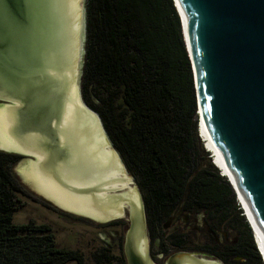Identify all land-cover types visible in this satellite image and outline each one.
I'll return each mask as SVG.
<instances>
[{"label": "trees", "instance_id": "trees-1", "mask_svg": "<svg viewBox=\"0 0 264 264\" xmlns=\"http://www.w3.org/2000/svg\"><path fill=\"white\" fill-rule=\"evenodd\" d=\"M86 14L82 94L137 179L152 236L167 248H192L163 225L193 212L228 230L227 212L242 209L198 137L194 75L174 0H88ZM18 157L0 150V264H85L79 251L58 245L49 224L14 221L19 194L27 195L12 170ZM240 225L227 250L211 249L231 264H263L248 222ZM211 239L221 246L225 237ZM101 257L113 256L104 250Z\"/></svg>", "mask_w": 264, "mask_h": 264}, {"label": "bare ground", "instance_id": "bare-ground-1", "mask_svg": "<svg viewBox=\"0 0 264 264\" xmlns=\"http://www.w3.org/2000/svg\"><path fill=\"white\" fill-rule=\"evenodd\" d=\"M82 8V0H53L51 20L47 16L44 24L41 19L35 26L33 21L26 23L35 34L31 45L28 42L25 49L15 51L10 68L0 64V98L9 99L7 104L0 102V149L34 157L20 168L23 177L68 210L107 222L122 216L125 204L133 203L138 210L132 249L141 264H155L149 259L148 238L143 232L140 193L132 187V178L113 151L98 115L80 99ZM43 100L56 134L45 128L35 112ZM200 128L216 153V162L229 175L203 120ZM240 199L244 203L242 196ZM244 215L250 218L248 210ZM217 262L195 259L191 254L179 257V264Z\"/></svg>", "mask_w": 264, "mask_h": 264}, {"label": "water", "instance_id": "water-1", "mask_svg": "<svg viewBox=\"0 0 264 264\" xmlns=\"http://www.w3.org/2000/svg\"><path fill=\"white\" fill-rule=\"evenodd\" d=\"M174 2L191 59L197 112L228 169L229 182L244 200L264 255V0ZM32 3L33 0H0V58L8 52L14 56L28 42L31 45L35 34L26 23L33 21V11L38 6ZM20 60L24 62V58ZM15 74L20 76L21 72ZM93 111L107 132L99 113ZM128 204L126 251L130 264H141L131 241L138 209ZM141 210L143 232L148 238L143 201ZM184 254L191 253L174 254L170 264H179Z\"/></svg>", "mask_w": 264, "mask_h": 264}, {"label": "rangeland", "instance_id": "rangeland-1", "mask_svg": "<svg viewBox=\"0 0 264 264\" xmlns=\"http://www.w3.org/2000/svg\"><path fill=\"white\" fill-rule=\"evenodd\" d=\"M37 3L36 9L34 12V20L33 25L41 19L43 21L42 23H46V17L49 16V19L51 20L52 14L50 9V4L53 5V0H48V3H43V0H33V6ZM83 8H82V17H83V27H82V33H81V48H80V72L77 77L78 84L81 85L82 75L84 71V65H85V52H86V24H87V4L88 0H82ZM32 6V7H33ZM49 20V21H50ZM48 21V22H49ZM32 29V28H31ZM33 30L37 31V28L33 27ZM10 62H12V56L11 54L8 56H5L4 58H0V64L1 66H7L10 68ZM9 99L6 98H0V102L7 104ZM44 100L36 105L35 112L40 115L43 120V123L45 124V128L50 130L53 134H56L57 131L55 128H51L49 116H46V110L44 108ZM58 113V112H57ZM59 115V114H57ZM200 130L198 131V137ZM108 137V135H107ZM109 139V138H108ZM110 141V139H109ZM200 141L201 138H200ZM207 142V141H205ZM205 142H202L205 146ZM111 143V141H110ZM113 151H115L118 156L119 153L117 152L115 146L113 144H110ZM208 145V142H207ZM205 148V147H204ZM1 150V149H0ZM206 151V149H204ZM210 155H208L209 157ZM32 159H35L34 157L29 156H22L20 155L18 159L15 161V163L12 165V170L17 177L20 184L23 186L25 192L27 195H21L19 194V198L21 200L20 206L16 210L14 214V221L16 223H28L30 221H34L37 224L46 223L49 224L53 232L56 236V241L60 247L67 248V249H73L79 251L83 256L85 260V264H130L128 254L126 251V240H127V229L129 228V221L125 218H128V215L126 217L124 216L123 223L118 225L111 224V221L107 222H99L96 221L88 216H85L83 214L68 210L64 207L59 206L56 202H54L52 199L46 197L43 193L39 192L30 181H27L21 171L20 168L24 167L29 161ZM128 175L132 178V187L137 188L138 184L133 176V174L127 170ZM138 192L140 193V197L143 200V195H141L142 191L137 188ZM126 190H123L121 192H125ZM235 191V190H234ZM143 194V193H142ZM236 194V191H235ZM45 196L47 199L51 200L53 203H51L49 200L43 198ZM236 205L238 204L237 201V194H236ZM240 206V205H239ZM60 207V208H59ZM228 214L230 216H226L227 219H229L228 224V230H226L224 227H221L220 225H217L216 220H209V224L205 225V218L203 217L201 212H193L191 215H187L185 217H182V219H174L169 218L166 223H164L163 228L165 231V234H167L170 231L177 230L179 234H181V237L185 239V241L188 243L187 245H192L194 248L192 249H184L183 251L186 252H194V251H200V252H207L205 250H200L199 248H215L216 251H222L227 250V247L234 243L235 241V233L241 229V222L247 221L244 212L242 210V213H234V211H228ZM243 215V216H242ZM243 218V219H242ZM218 230L219 233L216 236V233L214 232ZM166 239H168V236H164ZM215 237L217 240L220 237H225L224 243L221 246L216 245L213 243V238ZM254 241V238H253ZM255 243V241H254ZM165 247H169L167 243H163ZM256 245V244H255ZM153 248V249H152ZM150 251L152 255V260L155 264H163L162 260L159 258H155L153 256V252L160 253V247L158 246H152L150 244ZM104 250H107V253L110 256H113L111 260L103 259L101 257V261L97 260L98 254H101L104 252ZM199 258H205L208 260H219L223 264H231V259H225L219 256H212V257H204V256H198ZM263 263V261H262ZM68 264H77L75 261L70 262Z\"/></svg>", "mask_w": 264, "mask_h": 264}, {"label": "flooded vegetation", "instance_id": "flooded-vegetation-1", "mask_svg": "<svg viewBox=\"0 0 264 264\" xmlns=\"http://www.w3.org/2000/svg\"><path fill=\"white\" fill-rule=\"evenodd\" d=\"M79 94H80V99L82 100V102H83V104L87 107V108H92L91 106H89L88 104H87V102L85 101V99H84V97H83V94H82V88H80V92H79ZM89 108V109H90ZM93 109V108H92ZM94 110V109H93ZM106 134L108 135V138L110 139V141H111V143L113 144V142H112V140H111V138H110V136H109V134L106 132ZM113 146H114V144H113ZM2 150V149H1ZM3 151H5V152H8V153H11V154H15V155H18V156H20L21 155V153L20 152H17V151H9V150H3ZM119 158H120V160H121V162H122V164H123V166H124V168H125V170L127 171V170H129L128 169V167H127V165H126V163H125V161H124V159H123V157H122V155H121V153L119 152ZM136 179V178H135ZM136 181H137V179H136ZM137 184H138V182H137ZM138 187H139V184H138ZM137 187V188H138ZM139 189H140V187H139ZM141 190V189H140ZM141 195H143L142 193H141ZM41 196H43V195H41ZM144 197V196H143ZM43 198H45V199H47L46 197H44L43 196ZM47 200H49V199H47ZM51 203H53L51 200H49ZM143 202H144V198H143V200H142ZM145 203V202H144ZM54 204V203H53ZM55 205V204H54ZM60 208V207H59ZM124 213H123V215L126 217V215H128V218H125V219H127L128 221H129V227H130V219H129V212H130V208H129V204H127V205H125L124 206ZM124 216H120V217H117V218H115V219H112V221H111V224H113V225H118V224H121V223H123L124 221H123V217ZM114 222H116V223H114ZM129 229V228H128ZM128 229H127V231H128ZM147 234H148V243H149V253H150V256H151V258H152V255H151V249H150V244L152 245V246H158V247H160V253L158 252V253H156V252H153V256L157 259V258H159L160 260H162V262H163V264H170V260L172 259V257H173V255L174 254H176V253H178V252H182L184 249H180L179 247H172V248H167V247H165L164 246V244H163V241H162V239H161V235H158V236H156V237H153L152 236V234H151V231H150V229H149V227H148V225H147ZM217 236V235H216ZM191 247L192 248H194V246H192L191 245ZM192 248H189V249H192ZM153 249V248H152ZM195 250H196V248H194ZM200 250H205V251H207V252H200V251H194V252H188V253H191V254H193V255H196L197 257L198 256H204V257H212V256H219V257H221L220 255H218L217 253H216V251H214L213 249H211V248H207V247H205V248H199ZM213 250V251H212Z\"/></svg>", "mask_w": 264, "mask_h": 264}, {"label": "clouds", "instance_id": "clouds-1", "mask_svg": "<svg viewBox=\"0 0 264 264\" xmlns=\"http://www.w3.org/2000/svg\"><path fill=\"white\" fill-rule=\"evenodd\" d=\"M181 22H182V21H181ZM85 26H86V25H85ZM198 115H199V114H198ZM200 123H201V120H200V117H199V123H198V128H199V129H198V131L200 130L199 136H200L202 142H204L203 139H202V136H201V135H202L201 133H203V132H202V130H201V128H200ZM204 147H205L206 151H208V152L210 153V157H211V159H212V162H213L214 165L219 169L220 174H221L222 176H225V177L228 179L229 176H228L227 174H226V175H223V173H224L223 169H224V168H222V167L216 162V159H215V155H216V153H215V155L212 154L211 150H209V148H210L209 146L207 147V146L205 145ZM228 180H229V179H228ZM234 190H235V189H234ZM235 191H236V190H235ZM236 194H237V201H238V204L240 205L241 209H242L243 212H244V209L242 208L241 203H240V201H239V197H240V196H238L239 194L237 193V191H236ZM247 217H248V216H247ZM247 222H248V224H249L251 230H253V228H252V223L250 222V219H249V218L247 219ZM252 233H253V237L256 238L255 232L252 231ZM256 245H257L258 251L260 252V254H261V256H262V261H263V260H264V256H263V253L261 252V249H260V247H259L257 241H256Z\"/></svg>", "mask_w": 264, "mask_h": 264}]
</instances>
